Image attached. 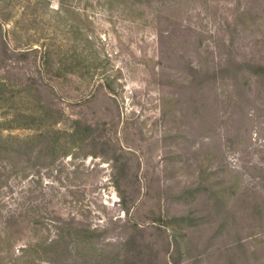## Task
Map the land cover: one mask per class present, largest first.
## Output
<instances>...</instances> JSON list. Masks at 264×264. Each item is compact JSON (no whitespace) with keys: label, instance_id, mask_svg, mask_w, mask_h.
Here are the masks:
<instances>
[{"label":"rangeland","instance_id":"374dc122","mask_svg":"<svg viewBox=\"0 0 264 264\" xmlns=\"http://www.w3.org/2000/svg\"><path fill=\"white\" fill-rule=\"evenodd\" d=\"M0 264H264V0H0Z\"/></svg>","mask_w":264,"mask_h":264},{"label":"trees","instance_id":"16d2710c","mask_svg":"<svg viewBox=\"0 0 264 264\" xmlns=\"http://www.w3.org/2000/svg\"><path fill=\"white\" fill-rule=\"evenodd\" d=\"M21 45L23 47H27V48H24V49H28V51H26L25 53L37 51L34 49L33 50L29 49L30 45H32L31 42L27 41L24 44L22 43ZM44 48L45 49H44L43 55L45 59L47 58V61L44 59V62L42 63V65L45 66L44 71L53 72L54 63H51L50 61H48V56L51 52L50 46L47 45ZM39 110H40L39 114L28 113V115H22L20 116L19 119L15 121H11L10 123H8L9 125L6 126V129H12L14 127H21L23 129H33V130L35 129L36 135L33 136L32 138L25 140V145H29L30 143L34 144L37 141L45 139L47 137L46 134L48 133L50 134L56 133L55 127L57 124H60V122L58 121L59 120L58 111L52 108L44 107V106H40ZM75 126H76V122L70 121V124L66 126L64 129H62L60 133L64 134L68 138H72L74 134L76 133ZM32 127H35V128H32ZM58 132L59 131H57V133ZM10 139L16 141L17 143H21L20 142L21 140L11 138V137Z\"/></svg>","mask_w":264,"mask_h":264}]
</instances>
